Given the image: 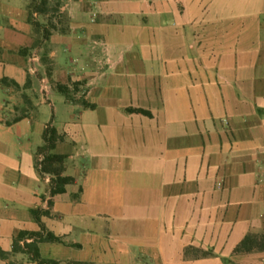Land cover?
Listing matches in <instances>:
<instances>
[{"label":"crops","instance_id":"1","mask_svg":"<svg viewBox=\"0 0 264 264\" xmlns=\"http://www.w3.org/2000/svg\"><path fill=\"white\" fill-rule=\"evenodd\" d=\"M27 2L0 0V264H40L12 251L39 229L32 208L62 239L38 244L57 264H264L234 252L264 235V0H65L48 72ZM56 82L84 87L55 96L61 117ZM44 104L74 178L50 206Z\"/></svg>","mask_w":264,"mask_h":264},{"label":"trees","instance_id":"2","mask_svg":"<svg viewBox=\"0 0 264 264\" xmlns=\"http://www.w3.org/2000/svg\"><path fill=\"white\" fill-rule=\"evenodd\" d=\"M49 0H28L26 8L28 10V20L32 24L34 31L40 34V38L37 39L34 45L40 44L44 40H48L53 30H56V26L52 23L51 19H48V23L43 24L37 21L34 17V13L46 14ZM60 6L58 5V8ZM61 33H65L67 29L64 27L59 29ZM27 49H25L26 51ZM46 54L43 56V58ZM6 82L5 79H3ZM13 84L17 85L15 81H11ZM80 82H72L74 86ZM55 89L64 95L68 100L73 101L71 96V89L67 84L56 82L54 83ZM84 106L93 107L94 104L88 103L85 100H81ZM130 111L142 112L149 115L150 112L142 108H129ZM43 144L38 146L36 149V168L40 175L48 174L49 178V199L47 201L48 206L51 205V197L57 193L65 191V187L68 183L73 182L74 178L70 175L64 174V161L66 159L65 154L56 153L53 151L57 142L64 138L62 133H59L57 128L52 123V119L46 123L43 130ZM31 212L39 223L38 230H22L14 238L12 242L13 252H25L28 254L29 258L40 264H57L56 260L44 258L41 256L38 244L43 241L48 242H62L60 236L55 235L53 232L48 230L46 226L41 221L42 214H48V209L32 208ZM264 249V235L248 233L244 238L236 245L234 252H247L252 250H262ZM203 255L211 253V251L202 250ZM0 256L3 258H8L7 252L0 249ZM228 264H235L231 259H226ZM9 264H14L9 261Z\"/></svg>","mask_w":264,"mask_h":264},{"label":"rangeland","instance_id":"3","mask_svg":"<svg viewBox=\"0 0 264 264\" xmlns=\"http://www.w3.org/2000/svg\"><path fill=\"white\" fill-rule=\"evenodd\" d=\"M49 2L50 3L48 5V9H47L46 14L34 13L33 17L37 21H39L43 24L48 23V19H51L52 23L57 28L56 30H53L52 33L53 32H60L59 29H62L64 27L68 30V28H69V17H68V15H67L66 11L64 10V7H63L65 4V0H49ZM58 5L60 6L59 8H58ZM39 36H40V34H39ZM40 46H41V48H37V49H34V47L31 48L32 51L30 52V54L32 53L33 55H35V54L39 53L41 55L40 56V61H41L40 69L46 70L48 72L49 70H51L52 60L50 59V57H48V55H46L43 58V56L45 55V53L47 51V48H46L47 44L42 41L40 43ZM70 54L74 55L73 53H70ZM70 54H69V52L68 53L67 52L60 53L61 57L63 58V61H65L66 59L69 61ZM4 79L6 80V82L8 81L9 83H11V81H12L8 78H4ZM70 89H71V96L73 99H75V98L80 99L83 96V92H84L83 86H77L76 87L73 84H71ZM55 96H59V97H62V96L60 93L54 92L53 96L51 97V99L53 101V105L55 106V110H56L58 116L60 115L59 117H61V115L63 113V111H62V105L63 104ZM35 112L39 113V119L43 120V121L46 120L47 122H49L52 119V117H54L52 114L53 109L49 104L37 106ZM53 120H55V118H53Z\"/></svg>","mask_w":264,"mask_h":264}]
</instances>
